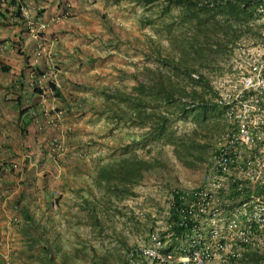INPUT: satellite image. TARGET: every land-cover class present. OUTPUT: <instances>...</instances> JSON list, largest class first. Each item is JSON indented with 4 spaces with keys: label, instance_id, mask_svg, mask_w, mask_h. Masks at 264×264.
I'll use <instances>...</instances> for the list:
<instances>
[{
    "label": "rangeland",
    "instance_id": "obj_1",
    "mask_svg": "<svg viewBox=\"0 0 264 264\" xmlns=\"http://www.w3.org/2000/svg\"><path fill=\"white\" fill-rule=\"evenodd\" d=\"M67 2L64 3L66 16L73 14V6ZM77 4L75 13L83 26L78 39H86L92 46L89 53L82 49L78 51L76 75L74 79H68L67 84L70 90H90L88 94L91 92V95L84 94L82 100L77 101V109L71 115L78 116V120L73 122L63 120L61 109L52 107L50 117L54 118L55 131L44 144L50 164L40 165L39 161L29 159L33 170L39 171L35 175L39 181L35 182V177L34 183L30 184L34 189L29 194L28 207L22 211L36 222L34 225L39 230L40 226H46L43 236L51 242L49 247L57 260L61 250H67V264H125L126 250L145 241L168 188H190L201 184L208 157L215 147V137L220 131L236 120L244 121L250 130L264 124V7L245 24H234L227 33L219 27H207L210 25L207 22L199 33L202 48L199 61L197 64L190 60L185 63L189 67V78L175 63L178 61L175 51L189 32L188 26L180 22L177 6H165L162 0H78ZM194 7L201 16L208 17V11L197 8L198 5ZM208 18L211 21V16ZM38 34L41 43L50 47L53 69H44L47 74L41 87H36L42 90L51 82L57 89L53 75L57 65L52 55L56 36H45L42 30ZM40 55L45 61L43 52ZM145 67L171 74L172 80L180 78L186 83L188 93L181 97L186 107L184 113L174 110L170 104L157 106L167 115L164 127L174 134L173 144L163 138L147 140L144 127L116 116L124 102L105 99L101 93L114 89L133 91L131 86L135 79L132 74L137 80L146 81ZM191 73L201 74L203 78ZM248 75L253 76L260 90H238L242 87L241 78ZM190 88L196 92H189ZM200 103L206 107H201ZM55 112H59V118ZM60 119L61 126L58 125ZM52 137L61 142V147L50 148ZM248 150L252 151L241 148L239 152L242 155L249 153ZM254 151L264 158L263 140L257 142ZM130 152L153 160L152 168L143 171L142 177H136L132 166V171L113 179L117 187L129 192L118 197L105 194L104 188L92 181L94 169L111 158ZM23 160L8 167L20 169ZM41 168L46 173H42ZM63 168L68 176L59 177L58 170ZM75 169L78 175L71 173ZM79 176L88 184L82 197L71 192V188L78 185ZM43 185L49 193L48 199L42 194ZM59 195L61 199L57 200ZM83 199L93 207V214L74 203L83 202ZM0 207L4 219V222L0 220V264H26L22 259L32 251H35L33 262L44 263L43 256L38 255L39 244L32 250L21 247L24 241L19 228L26 220L24 214L14 212L6 198L1 199ZM226 210L218 214L222 219L231 215L240 224L245 222L236 205ZM259 211L262 212L256 206L251 207L255 216ZM46 214L51 216L49 222L43 221ZM208 226L209 223L204 222L201 229L205 237ZM260 236L259 244L264 246V225ZM163 240V253L179 254L188 247L187 239L180 236H164ZM135 260L133 264H146L139 258ZM215 261V258L210 259L207 264ZM234 264H238L237 260Z\"/></svg>",
    "mask_w": 264,
    "mask_h": 264
},
{
    "label": "crops",
    "instance_id": "obj_2",
    "mask_svg": "<svg viewBox=\"0 0 264 264\" xmlns=\"http://www.w3.org/2000/svg\"><path fill=\"white\" fill-rule=\"evenodd\" d=\"M65 1L73 6V14L65 15ZM77 3L78 0H0V202L6 198L18 214H24L23 208L28 207L29 194L34 189L30 184L39 172L33 170L29 159L40 165L50 164L44 144L55 131L54 118L50 117L52 107L61 109L63 120L73 122L78 120V116L71 115L77 109V101L84 94L91 95L90 90H70L67 84L76 75L78 51L89 53L92 46L88 40L78 39L83 26L75 13ZM32 23H42L45 36H56L52 43L57 65L53 74L56 90H39L35 85L46 65L28 31L27 26ZM21 159L22 168L8 167ZM65 169L58 170L59 177L68 176ZM71 173L79 174L76 169ZM36 178L38 183L39 177ZM0 220H4L1 211Z\"/></svg>",
    "mask_w": 264,
    "mask_h": 264
},
{
    "label": "built area",
    "instance_id": "obj_3",
    "mask_svg": "<svg viewBox=\"0 0 264 264\" xmlns=\"http://www.w3.org/2000/svg\"><path fill=\"white\" fill-rule=\"evenodd\" d=\"M43 27L42 23H32L28 25V31L36 40L37 54L43 52L46 68L51 71L53 64L50 47L41 43L42 38L38 34ZM45 74L46 71L36 79L35 85L41 87ZM191 75L197 77V74ZM240 81L242 87L238 90H260V85L251 75L243 76ZM48 89L51 90L52 87L49 85ZM55 115L59 118V112H55ZM263 134L264 124L256 130H250L242 120L227 124L215 137V147L208 157L201 184L190 188H168L145 241L131 245L126 250L125 264H133L136 258L146 264H207L213 258L216 259L214 264H234L245 244L260 246V234L264 225V202L255 196L237 202L232 196L223 197L220 190L225 189L228 180L233 177L239 181L248 180L250 183L263 179L264 158L254 151L257 142L264 141ZM49 144L52 149L61 147V142L56 137H52ZM241 148H251L252 151L248 150L249 153L241 155ZM239 181L236 188L241 186ZM250 202L251 207L256 206L262 210L257 216L247 207ZM234 205L240 208L241 216L245 218L243 224L234 216L222 219L218 215ZM204 222L209 223L207 237L201 231ZM172 226L181 227L182 232L175 235ZM169 235L187 239L188 247L183 248L179 254L171 251L163 253V237ZM261 264H264V259Z\"/></svg>",
    "mask_w": 264,
    "mask_h": 264
},
{
    "label": "trees",
    "instance_id": "obj_4",
    "mask_svg": "<svg viewBox=\"0 0 264 264\" xmlns=\"http://www.w3.org/2000/svg\"><path fill=\"white\" fill-rule=\"evenodd\" d=\"M150 2L152 0H144ZM165 6L170 4L175 5L179 9L180 22L188 26V36L182 38L178 49L175 51L178 56V61L175 62L179 67H182V72L189 78V67L185 64L187 60L192 61V64H197L196 61L202 55V48L199 44V33L202 32L203 26L208 22L210 25L207 27H219L224 32L232 30L234 24H245L252 17L254 13H257L259 9L264 7V0H203L198 2L196 0H162ZM198 5L197 8L208 11V17L201 16L198 10L194 6ZM19 9V8H18ZM210 21V22H209ZM177 48V47H175ZM193 67H196L192 65ZM195 70L197 68H194ZM146 81H140L135 78V84L131 86V92H123L118 89L106 92L102 91V95L105 99H115L118 103L124 102L123 109L116 116L119 118H127L131 123L139 125L145 128L144 137L149 139L163 138L165 141L173 144V133L166 131L164 127V121L167 115L162 110L157 109L160 103L170 104L174 107V110H179L180 113H184L183 100L181 97L185 95L186 83L182 82V79L177 78L172 80L171 74H164L158 70L151 69L149 67L144 68ZM198 71V70H197ZM203 78V75L197 74V78ZM196 81V80H195ZM50 87L56 89L53 83L49 82ZM196 92L194 88H190L189 92ZM201 107H206V104L200 103ZM126 151V150H125ZM135 167L136 177H142L143 171H149L153 166V160L144 158L136 155L134 152L128 154H120L117 157L111 158L106 162L99 164L94 169L92 181L101 185L104 188L105 194H113L118 197L119 194L129 192L124 188H119L113 183L115 177H121L125 173L131 170V167ZM87 180L79 176L78 185L75 184L71 188V192L77 196L82 197L83 189H88ZM237 180L235 177L228 180L227 187L221 189L220 193L223 197L232 196L237 202H241L249 199L251 196H255L261 202H264V176L260 181L250 183L248 180L240 179V188H236ZM42 194L48 199V192L45 190L44 185L42 186ZM61 199V196H57V200ZM110 201V199H108ZM49 203V202H48ZM79 204V208L86 209L88 213L93 214V207L90 204H86V200L83 199L80 202H74ZM252 203L248 204V208H251ZM76 213V212H75ZM23 224L20 225V234L24 241L21 246L23 249L32 250L35 244L38 246V255L43 256L45 259L44 263H37L34 261L35 251L29 252L24 260L26 264H67L69 259L68 251L61 250L59 260L55 258L53 249L49 246L51 242L48 237L43 236L45 225L40 226V230L34 225L36 222L28 216L24 210ZM51 216L46 214L44 216L45 222L51 220ZM42 218V216H41ZM175 235H179L182 232V228L178 226H172ZM42 233V234H41ZM57 247V243L56 246ZM86 248L83 249L85 252ZM264 259V246L252 247L245 244L241 255L237 259L238 264H261Z\"/></svg>",
    "mask_w": 264,
    "mask_h": 264
}]
</instances>
